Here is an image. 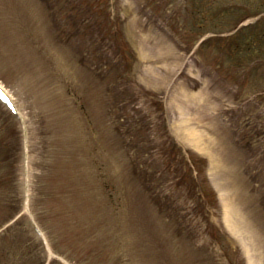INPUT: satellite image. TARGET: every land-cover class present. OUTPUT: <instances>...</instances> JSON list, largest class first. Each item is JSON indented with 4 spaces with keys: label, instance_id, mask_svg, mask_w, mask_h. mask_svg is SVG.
Segmentation results:
<instances>
[{
    "label": "rangeland",
    "instance_id": "obj_1",
    "mask_svg": "<svg viewBox=\"0 0 264 264\" xmlns=\"http://www.w3.org/2000/svg\"><path fill=\"white\" fill-rule=\"evenodd\" d=\"M74 2L0 0V85L23 118L16 155L0 105V264H230L224 249L264 264V87L234 54L245 16L198 28L197 0ZM192 159L205 205L174 174ZM16 184L47 244L25 218L1 232Z\"/></svg>",
    "mask_w": 264,
    "mask_h": 264
},
{
    "label": "trees",
    "instance_id": "obj_2",
    "mask_svg": "<svg viewBox=\"0 0 264 264\" xmlns=\"http://www.w3.org/2000/svg\"><path fill=\"white\" fill-rule=\"evenodd\" d=\"M233 7H226V8H216L214 7L216 5V1L214 4H212V9H210V12L212 14V21L214 22V25L216 27H221V24L218 25V17L219 18H225V15L233 14L235 11L239 13L240 16H248L252 15V13L256 14L257 11H264V0L263 2L259 3V6H262L261 9L258 5L247 2L246 0H229ZM241 3V4H239ZM259 8V9H258ZM228 18V17H227ZM234 19H239V16H234ZM234 22L236 24L238 21ZM232 21V20H231ZM226 24L222 23V26L225 27ZM234 45H235V54L240 61V63H243L244 57H254V53H256V47H262L260 51L261 53H264V20L260 23H258L256 26L248 27L241 31L240 34H238L234 38ZM257 54V53H256Z\"/></svg>",
    "mask_w": 264,
    "mask_h": 264
}]
</instances>
